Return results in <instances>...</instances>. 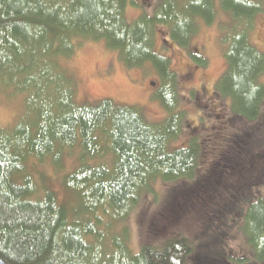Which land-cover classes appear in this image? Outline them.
Here are the masks:
<instances>
[{
	"label": "trees",
	"instance_id": "1",
	"mask_svg": "<svg viewBox=\"0 0 264 264\" xmlns=\"http://www.w3.org/2000/svg\"><path fill=\"white\" fill-rule=\"evenodd\" d=\"M262 1L220 0L239 24L222 38L227 66L215 87L231 99L234 119L261 132L264 54L249 31ZM130 2L0 0V93L23 97L16 122L0 125V258L7 264H264V172L253 173L247 162L249 153L264 170L263 156L240 147L251 133L235 136L238 143L231 138L225 150L212 146L208 154L196 135L182 147H170L189 121L179 108L177 74L154 49L153 36L166 26L169 40L189 47L196 22H213L214 1L160 0L150 15L128 22ZM98 40L129 68L152 66L161 82L153 97L166 111L163 121L150 123L138 106L110 99L76 100L75 79L61 61L84 42ZM191 57L205 65L199 53ZM234 142L243 150L238 155L230 152ZM75 148L77 164L63 176V187L77 206L67 207L53 190L39 187L28 163L50 158L61 166L62 155ZM204 156L213 160L202 169ZM221 178L230 184L223 186ZM155 179L168 187L171 201L141 219L143 241L133 253L123 231L112 229L141 195L152 193ZM208 189L215 193L208 195ZM81 213L84 219H78ZM191 223L199 225L193 237L182 231ZM234 226L253 251L232 253Z\"/></svg>",
	"mask_w": 264,
	"mask_h": 264
},
{
	"label": "rangeland",
	"instance_id": "2",
	"mask_svg": "<svg viewBox=\"0 0 264 264\" xmlns=\"http://www.w3.org/2000/svg\"><path fill=\"white\" fill-rule=\"evenodd\" d=\"M142 1L145 0H131L127 4L125 18L128 22L142 15H150L152 10L160 4V0ZM213 1L216 4L213 22L206 23L202 20L196 22V29L191 37L189 47L178 46L169 40L166 26L160 27L162 29L158 28L160 30L157 29L153 36L154 49L169 59L170 69L177 74L178 92L180 93L179 108L185 112L186 119L189 121V128L186 127L182 134L172 140L170 147H182L188 143L190 137L196 135L202 140L203 148L208 154L207 151H211L212 146L215 148L224 147L225 150L230 145L231 138L234 141L237 140L238 143L239 139L235 136L247 131L252 136L246 139L247 146L240 144V147L248 148V150L251 147L253 153L262 154L264 162V137H261L264 130L262 129L261 132L259 128L250 129L254 125L253 123L234 119L230 112L231 99L219 95L215 88L227 66L222 38L224 33L230 32V28L237 27L239 23L231 17L229 12L222 10L220 0ZM262 2L264 6V0ZM147 3H151V7H146ZM249 39L264 54V11L254 14ZM193 53H199L204 57V66L194 63L191 57ZM61 64L75 79L76 100L79 103H94L98 100L110 99L120 105L138 106L146 121L150 123H160L165 119V109L153 97L161 82L150 64L129 68L120 61L115 51L100 40L84 42L77 48L73 56L62 60ZM259 80L264 83V74L259 76ZM22 105L23 97L21 95L9 90L2 91L0 93V125L4 127L13 125L22 110ZM258 146L261 147L258 148ZM242 149H238L234 142L230 152L234 151L233 153L238 155L243 151ZM77 151L78 149L75 148L71 152H65L61 157V166L50 162V158L41 162L30 161L28 163V171L39 187L53 190L58 201L67 207L77 206L74 195H71L63 187V176L77 164ZM248 156L247 162L253 168L252 172H258L261 175L264 172L262 164L257 163V159L250 157L249 153ZM212 160L213 158L204 156L202 169L209 166ZM230 171L234 174L235 171L237 172L234 165ZM219 181L223 183V186H226V184H230L231 180L221 178ZM151 186L152 193L141 195L140 201L128 217L116 222L112 229L113 232L121 233L123 231L127 246L133 253L139 251L143 241L144 229L141 219H150L155 209L165 201H171V197L167 194L168 187L161 180L155 179ZM210 191L208 189V192ZM211 193H215V191L208 195H212ZM200 197L203 196L200 195ZM177 199L178 197L174 202ZM195 199L200 200L199 196ZM84 217V213L78 215V219H84ZM189 217L190 215L185 221H188ZM198 226L194 223L188 226L183 225L182 231L187 236L193 237L198 232ZM194 242L196 241L194 240ZM228 247L235 256L245 254L247 248L249 251H253L246 244L245 238L237 226H234L230 231Z\"/></svg>",
	"mask_w": 264,
	"mask_h": 264
},
{
	"label": "water",
	"instance_id": "3",
	"mask_svg": "<svg viewBox=\"0 0 264 264\" xmlns=\"http://www.w3.org/2000/svg\"><path fill=\"white\" fill-rule=\"evenodd\" d=\"M0 264H7V263L4 262V261L0 258Z\"/></svg>",
	"mask_w": 264,
	"mask_h": 264
},
{
	"label": "flooded vegetation",
	"instance_id": "4",
	"mask_svg": "<svg viewBox=\"0 0 264 264\" xmlns=\"http://www.w3.org/2000/svg\"><path fill=\"white\" fill-rule=\"evenodd\" d=\"M215 5H216V4H215ZM261 11H264V6H263V9H262ZM202 94H204V93H202Z\"/></svg>",
	"mask_w": 264,
	"mask_h": 264
}]
</instances>
